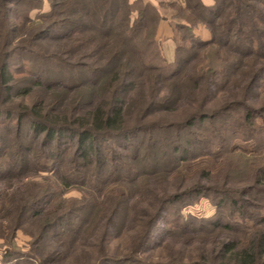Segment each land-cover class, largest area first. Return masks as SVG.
Returning <instances> with one entry per match:
<instances>
[{"label":"trees","instance_id":"obj_1","mask_svg":"<svg viewBox=\"0 0 264 264\" xmlns=\"http://www.w3.org/2000/svg\"><path fill=\"white\" fill-rule=\"evenodd\" d=\"M47 1L0 0V264H264V0L168 1L170 61L149 2Z\"/></svg>","mask_w":264,"mask_h":264},{"label":"rangeland","instance_id":"obj_2","mask_svg":"<svg viewBox=\"0 0 264 264\" xmlns=\"http://www.w3.org/2000/svg\"><path fill=\"white\" fill-rule=\"evenodd\" d=\"M130 1H133V0H130ZM144 1L149 2L150 4L157 7L158 10L160 11V14L162 15V20H159L158 25H157L155 39L159 45L161 55L166 60L170 61L173 59V52H174V47H175L174 31L172 30V27L170 24L171 22H174L176 19L173 17V14L175 11L172 8H169L168 6H166L165 4H167V2L171 0H144ZM159 1H162L164 3V6L159 5ZM202 1L207 3V2H210L211 0H202ZM48 9H49L48 1L43 0L40 8H35V9L30 10L27 5L26 6L19 5L15 7L14 13L15 14L18 13L19 15L28 14L31 18H35L38 15H40L42 12L47 11ZM193 33L194 34L196 33L197 35L198 34L201 35L202 33L208 34L209 32L204 26L197 25L196 28L193 30ZM18 100L20 99L16 98L14 101L17 102ZM65 196L66 197H79L80 193L77 190H71ZM138 210L139 208H137V211ZM178 215L182 216V220H181L182 224H185L186 222L198 224L199 220L214 219L216 216V207L208 199L200 198L191 204H187L182 207H177V206L173 207L170 211L169 218L171 220H173V218L178 219ZM178 222L175 221L174 223H178ZM159 224L160 226L164 225L162 222ZM169 225L171 227L175 226V224H172V225L169 224ZM162 236H165L164 230L161 231L159 229L155 231L154 237L149 243L150 248H148L147 253L144 254L145 257L146 256H149V257L145 258V260H142V261L147 262V263L149 261H160V262L170 261L169 254L171 251L176 250L175 248L171 250L175 244H173L172 246H169L168 248H165L164 250L155 249L156 247L152 249L157 242L162 240ZM29 240H30L29 235H27L24 231H21V230L18 231L14 239V243H13L14 249L13 250H15L17 254H22V255L25 254L29 248V245H28ZM204 241H205L204 238H202L200 242H196L193 246L199 245L200 243ZM116 242L117 241H115V243ZM119 244H121V246L123 247L125 245V241L121 240ZM7 248H9L8 245L4 242L2 238H0V262H1L2 251L6 250ZM14 261H15L14 259L13 260L11 259L10 264H34V263H31V261H25L24 258H20V257H17L16 262Z\"/></svg>","mask_w":264,"mask_h":264},{"label":"crops","instance_id":"obj_3","mask_svg":"<svg viewBox=\"0 0 264 264\" xmlns=\"http://www.w3.org/2000/svg\"><path fill=\"white\" fill-rule=\"evenodd\" d=\"M204 3H206V2H204ZM211 3V1L210 2H207L206 4H210ZM165 24V23H164ZM195 35H197L196 33H195ZM199 36H200V38L201 39H203V40H206V39H208L209 38V33L208 34H205V33H202L201 35L200 34H198ZM197 35V36H198ZM167 36V35H166ZM198 36V37H199Z\"/></svg>","mask_w":264,"mask_h":264}]
</instances>
